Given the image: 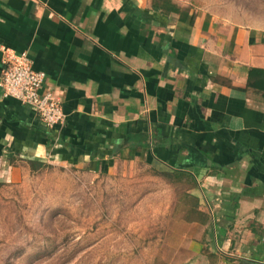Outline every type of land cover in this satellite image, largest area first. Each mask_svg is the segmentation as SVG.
<instances>
[{
	"label": "crops",
	"instance_id": "1",
	"mask_svg": "<svg viewBox=\"0 0 264 264\" xmlns=\"http://www.w3.org/2000/svg\"><path fill=\"white\" fill-rule=\"evenodd\" d=\"M170 1L0 0V78L26 53L66 116L48 128L0 88V181L30 162L145 167L188 186L196 264H264V22Z\"/></svg>",
	"mask_w": 264,
	"mask_h": 264
},
{
	"label": "rangeland",
	"instance_id": "2",
	"mask_svg": "<svg viewBox=\"0 0 264 264\" xmlns=\"http://www.w3.org/2000/svg\"><path fill=\"white\" fill-rule=\"evenodd\" d=\"M242 23L264 0H180ZM0 181V264H196L175 190L137 167L104 175L46 163Z\"/></svg>",
	"mask_w": 264,
	"mask_h": 264
},
{
	"label": "built area",
	"instance_id": "3",
	"mask_svg": "<svg viewBox=\"0 0 264 264\" xmlns=\"http://www.w3.org/2000/svg\"><path fill=\"white\" fill-rule=\"evenodd\" d=\"M46 75L34 70L26 53L7 52L0 88L5 97H12L32 107L42 123L54 128L65 122L66 116L54 92L45 88Z\"/></svg>",
	"mask_w": 264,
	"mask_h": 264
},
{
	"label": "trees",
	"instance_id": "4",
	"mask_svg": "<svg viewBox=\"0 0 264 264\" xmlns=\"http://www.w3.org/2000/svg\"><path fill=\"white\" fill-rule=\"evenodd\" d=\"M159 3V4H158ZM168 3L171 4V1L170 0H157V6L156 8L157 9H161L162 8V5L165 4V6H168ZM174 11H177L179 12V10L177 9V7H173ZM30 165H31V169L32 171H39L41 169H43L44 167H46V164L45 163H40V162H30ZM176 175L172 176V175H169V174H165V173H158L159 176L163 177V178H166V179H170L171 182H173L172 180H175V182H178L180 181L181 179H185L189 182L190 184V181H191V178L188 176V175H185V174H181V173H175ZM193 187V186H192ZM191 218L188 217L187 218V221H189Z\"/></svg>",
	"mask_w": 264,
	"mask_h": 264
}]
</instances>
